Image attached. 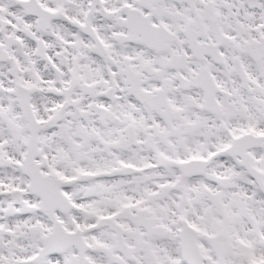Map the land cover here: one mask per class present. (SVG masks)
<instances>
[{
    "label": "snow or ice",
    "instance_id": "obj_1",
    "mask_svg": "<svg viewBox=\"0 0 264 264\" xmlns=\"http://www.w3.org/2000/svg\"><path fill=\"white\" fill-rule=\"evenodd\" d=\"M0 264H264V0H0Z\"/></svg>",
    "mask_w": 264,
    "mask_h": 264
}]
</instances>
